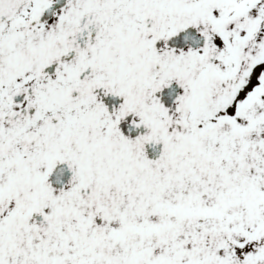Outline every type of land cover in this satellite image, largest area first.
<instances>
[{"label":"snow or ice","instance_id":"obj_1","mask_svg":"<svg viewBox=\"0 0 264 264\" xmlns=\"http://www.w3.org/2000/svg\"><path fill=\"white\" fill-rule=\"evenodd\" d=\"M0 264H264V0H0Z\"/></svg>","mask_w":264,"mask_h":264}]
</instances>
